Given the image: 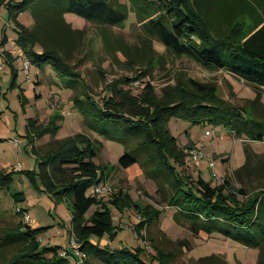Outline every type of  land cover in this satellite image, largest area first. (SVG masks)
<instances>
[{"label": "trees", "instance_id": "trees-1", "mask_svg": "<svg viewBox=\"0 0 264 264\" xmlns=\"http://www.w3.org/2000/svg\"><path fill=\"white\" fill-rule=\"evenodd\" d=\"M128 2L129 5L120 0H0V8L5 6L12 16L32 9L49 23V28L53 27L48 34L44 30V38L49 43H41L40 34L44 28L39 23L31 29L18 23V42L28 59L39 67L50 65L67 88H73L81 76L66 63L55 46L56 33L53 32L61 33L71 28L64 15L71 12L96 23L103 30L108 53L117 58L116 53L120 52L129 59L131 46L120 36L111 38L106 27L123 26L130 11L135 13L144 34L157 39L174 55L186 56L215 69L229 70L253 85L264 86V25L261 26L264 20L253 15L252 21L242 24L238 18H243L245 7L241 10L239 4L237 7L222 5L219 0ZM247 2L252 13L255 12L252 0ZM37 44L42 46L40 51L36 50ZM5 60L10 65L12 82L15 83L17 70L13 58L7 53ZM144 75L145 72L138 70L132 77L118 79L106 87L108 94L100 101L89 92L77 94L73 97V106L84 115L91 130L125 145V151L117 161L119 167L140 164L144 174L155 181L163 201L175 207L173 218L178 224L185 225L194 234L219 232L243 245L259 247L258 264H264V187L259 193L248 192L234 187L228 179L213 185L200 176L193 177L186 171V153L167 123L171 116L187 118L195 124L208 121L223 125L239 136L245 134L252 140L261 141L264 140V121L254 120L245 114V110L227 106L212 86L203 94L185 89L171 90L160 101L155 99L148 82L140 94L123 86ZM63 118L60 110H53L47 123L36 125L38 127L30 134L33 139L47 133L55 135ZM100 145L98 139L84 132L57 139L55 146L47 150L33 145L41 157L37 172L40 181L49 186L59 200H70L71 231L80 243V250L87 256L84 264H90L92 259L104 264H172L178 256L177 251L164 250L151 238L156 255L149 262L144 260L141 248L113 249L91 240L92 236L102 238L114 230L110 210L102 203V198L88 194V189L105 181L112 170L109 163L100 165L95 162ZM245 166L236 169L235 173L239 174ZM11 175L12 172L0 171V190L10 191ZM33 179L39 187L38 178L33 176ZM124 195V190L119 189L111 195V201L121 206ZM94 205V211L87 216ZM135 207L144 216L138 230L144 227L147 230L149 225L145 226V223L155 221L161 213L148 205L142 208L135 204ZM22 227L26 230L23 231ZM0 230L5 233L0 238V245L4 243L1 240L13 237L25 242L0 264H72L60 255L57 246L40 247L37 240L40 228L21 221L16 228Z\"/></svg>", "mask_w": 264, "mask_h": 264}, {"label": "rangeland", "instance_id": "rangeland-1", "mask_svg": "<svg viewBox=\"0 0 264 264\" xmlns=\"http://www.w3.org/2000/svg\"><path fill=\"white\" fill-rule=\"evenodd\" d=\"M120 1L129 5L128 0ZM219 1L226 6L237 7L239 4L241 10L245 7L242 10L243 18H238L242 24L252 21L254 16L264 20V0H252L253 13L247 0ZM64 17L71 23L72 29L66 28L64 32L53 33H56L55 46L65 57L66 63L81 76L71 89L66 88L64 81L50 65L39 67L28 59L29 73L23 66V59L27 56L18 42V23L29 29L39 23L44 28L40 34L41 43H49L43 34L45 29L47 34L52 32L53 27L49 28V23L32 9L12 16L5 6L0 8V56L5 60L8 53L17 70L15 83L12 82L14 78L6 60L5 69L0 70V171L12 172L13 179L9 192L0 190V229L16 228L22 221L18 211L25 209L30 215L28 224L33 228H40L37 231L40 247L51 245L60 250L68 249L66 258L76 264L70 245L73 217L68 204L70 200H59L51 188L40 181L38 173L41 157L38 150L33 148L35 145L47 150L55 146L57 135L54 137L52 133H47L33 139L30 134L33 128L38 127L36 125L47 123L53 110H60L65 116L59 121L62 127L59 128V133L67 137L84 132L98 139L101 148L95 162L100 165L109 163L112 167L108 178L103 182L116 191L124 190L125 194L121 206L111 201V195L102 197V203L110 210L114 230L102 238L92 236L93 242L113 249L141 248L144 260L149 262L156 251L149 237L146 238V228L138 230L144 216L135 207V204H141L144 208L148 205L145 203H149L148 206L152 205L161 213L155 221L145 223V226L150 225L149 235L158 239L164 250L177 251L178 257L172 264H221L223 261L226 264H258L259 247L243 245L219 232L200 231L194 234L185 225L178 224L173 218L174 209L167 208L168 205L157 192L155 181L144 174L140 164L136 163L128 168L119 167L117 161L124 153L125 145L91 130L84 115L73 106L72 100L77 94L89 92L100 101L108 94V85L122 77H132L138 70H142L145 72L144 77L123 85L134 94H140L147 82L151 85L155 99L159 101L171 90L177 92L178 89H185L188 92L205 93L212 86L216 95L227 106L245 110V114L248 113L254 120L264 121V86L253 85L229 70L215 69L186 56L174 55L157 39L144 34L141 23L132 11L123 26L106 27L111 38L120 36L131 46L129 59L120 52L116 53L117 58L108 53L103 30L96 23L71 12ZM263 25L264 22L261 26ZM41 47L37 44L36 50L40 51ZM154 59H158L157 62H151ZM135 81L139 83L137 86L134 85ZM167 123L184 152L194 147H201L203 150V157L198 160L185 155L186 171L193 177L200 176L213 185L228 179L234 187L244 188L248 192L259 193L263 190L264 140H252L245 134L239 136L223 125L208 121L195 124L187 118L171 116ZM206 130L213 132L206 135ZM14 139L19 142L16 143ZM46 144L49 145L45 146ZM211 160L214 162V169L209 167ZM244 164L246 166L236 174L235 170ZM101 171L102 168L99 167V172ZM33 176L38 178L39 187L35 185ZM99 178L100 175L97 179ZM95 185L88 189V194H92ZM12 193H15L14 196ZM95 207L92 206V209ZM262 209L264 210V205ZM91 211L90 209L87 215ZM21 229L26 230L25 227ZM136 231L139 235H135ZM4 234L0 230V238ZM1 242L4 243L0 245V263L5 262L25 243L18 237ZM181 242L184 243L180 245ZM90 264L104 263L92 259Z\"/></svg>", "mask_w": 264, "mask_h": 264}, {"label": "built area", "instance_id": "built-area-1", "mask_svg": "<svg viewBox=\"0 0 264 264\" xmlns=\"http://www.w3.org/2000/svg\"><path fill=\"white\" fill-rule=\"evenodd\" d=\"M23 66L25 67L26 71L29 73V60L28 58L23 59ZM6 64L4 61H0V70L5 69ZM139 83L138 81L134 82V85L137 86ZM213 131L206 130V135H211ZM14 141L17 143L18 139H14ZM187 154L193 159L198 160L199 158L203 157V150L202 148H189L187 149ZM209 167L211 169H214L215 165L214 162L211 160L209 162ZM116 190L113 189L112 186H110L108 183L100 182L96 184L92 189V194L95 195L97 198H102L104 195H113ZM21 214L23 223H29L30 215L27 210L22 209L18 211ZM135 235H139V233L136 231ZM146 241V240H145ZM147 244V241H146ZM70 245L73 248V257L75 259L76 264H84L87 260L86 254L80 250V245L78 244L76 240L75 234L71 231V238H70ZM149 245V244H147ZM69 251L68 249H61L60 255L66 257L68 255Z\"/></svg>", "mask_w": 264, "mask_h": 264}, {"label": "crops", "instance_id": "crops-1", "mask_svg": "<svg viewBox=\"0 0 264 264\" xmlns=\"http://www.w3.org/2000/svg\"><path fill=\"white\" fill-rule=\"evenodd\" d=\"M0 61H4V62H5L4 57L0 56ZM66 88H67V87H66ZM67 89H71V88H67ZM72 101H73V100H72ZM49 115H50V114H49ZM64 116H65V115H64ZM61 128H62V127H61ZM59 132H60V129H59V131L57 132V134L54 135V137L57 135L56 138H55L56 140H57V139H60V138H62V137L65 136V135H64V136L61 135ZM174 136H175V135H174ZM175 137H176V136H175ZM18 142H19V140H18ZM18 142H17V143H18ZM48 145H49V144H46L45 146H48ZM188 145H189V144H188ZM188 145H187V146H188ZM45 146H42V148L45 147ZM36 147H37V148H40V147H38V146H36ZM185 153L187 154V149H186ZM146 204L149 205V203H145V205H146ZM140 205H141V204H140ZM141 206H142V205H141ZM151 206H152V205H151ZM152 207H153V206H152ZM167 208H172V209H174V212H175V210H176L175 207H170V206H168ZM91 210H92V211H91V213H92L94 210H93L92 208H91ZM174 212H173V215H174ZM91 213H90V214H91ZM90 214H89V215H90ZM89 215H87V216H89ZM71 228H72V225H71ZM71 228H70V229H71ZM149 228H150V225L148 226V228H147V230H146V231H147V234H148V236H149V238H151V239L153 240V242L155 241V242L158 244V243H159V242H158V239H156V238H154V237H152V236L149 235ZM188 230H189V229H188ZM70 232H71V230H70ZM47 246H51V245H47ZM101 246H102V245H101ZM177 257H178V256H177ZM177 257H176V258H177ZM176 258H175V259H176Z\"/></svg>", "mask_w": 264, "mask_h": 264}]
</instances>
